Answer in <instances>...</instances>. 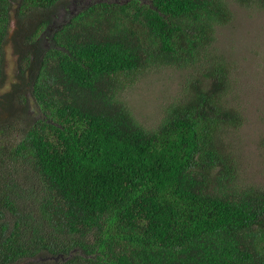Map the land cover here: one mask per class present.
<instances>
[{"label": "trees", "instance_id": "16d2710c", "mask_svg": "<svg viewBox=\"0 0 264 264\" xmlns=\"http://www.w3.org/2000/svg\"><path fill=\"white\" fill-rule=\"evenodd\" d=\"M68 2L0 0V264H264V188L235 182L224 144L242 123L225 65L154 128L120 99L146 69L198 62L228 4Z\"/></svg>", "mask_w": 264, "mask_h": 264}, {"label": "rangeland", "instance_id": "374dc122", "mask_svg": "<svg viewBox=\"0 0 264 264\" xmlns=\"http://www.w3.org/2000/svg\"><path fill=\"white\" fill-rule=\"evenodd\" d=\"M90 2L93 0H69L61 7L62 14L75 12ZM225 2L232 18L218 27L215 41L198 62L189 66L146 69L122 87L120 99L141 124L154 128L171 103L185 98L193 77L206 75L213 66L210 64L213 59L223 63L228 75L226 104L242 116V123L228 130L224 137L226 149L233 155L237 168L235 182L240 187L264 188V5L256 2L241 4L238 0ZM6 70L9 81H14L16 57L11 47L7 48Z\"/></svg>", "mask_w": 264, "mask_h": 264}, {"label": "flooded vegetation", "instance_id": "af4514ba", "mask_svg": "<svg viewBox=\"0 0 264 264\" xmlns=\"http://www.w3.org/2000/svg\"><path fill=\"white\" fill-rule=\"evenodd\" d=\"M81 7H82V6H81ZM79 8H80V7H79ZM79 8H78V9H79Z\"/></svg>", "mask_w": 264, "mask_h": 264}]
</instances>
